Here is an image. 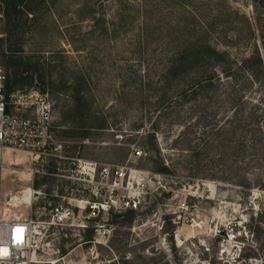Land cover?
Here are the masks:
<instances>
[{"label":"rangeland","instance_id":"1","mask_svg":"<svg viewBox=\"0 0 264 264\" xmlns=\"http://www.w3.org/2000/svg\"><path fill=\"white\" fill-rule=\"evenodd\" d=\"M16 1L0 0V66L15 54L28 84L7 105L46 94L67 159L0 148V218L33 200L44 219L53 195L77 187L61 176L78 157L143 172L131 178L152 195L40 237L49 256L264 264V0H21L8 14Z\"/></svg>","mask_w":264,"mask_h":264},{"label":"built area","instance_id":"2","mask_svg":"<svg viewBox=\"0 0 264 264\" xmlns=\"http://www.w3.org/2000/svg\"><path fill=\"white\" fill-rule=\"evenodd\" d=\"M2 13H0V20ZM5 74L0 66V148L22 150L35 158L58 157L67 159L65 146L52 130V105L46 94H33L34 99L25 104L23 110L19 101L13 111L7 110L4 91ZM22 107V106H21ZM29 108V110H25ZM134 156L144 151L136 149ZM73 167L70 173L61 176L77 187L70 194L53 195L47 210L35 220L31 212L33 200L25 204L29 213L0 218V264H66L65 255L51 257L39 244L40 237L50 241L68 230L85 231L90 220L98 216L139 211L146 197L152 192L142 181L133 182V174L143 172L116 165H99L96 162L70 158ZM143 180V179H141ZM54 201V202H53ZM100 225L95 227L100 229ZM91 240H80L76 248H83ZM49 244V241L47 242ZM58 254L59 249H52Z\"/></svg>","mask_w":264,"mask_h":264},{"label":"trees","instance_id":"3","mask_svg":"<svg viewBox=\"0 0 264 264\" xmlns=\"http://www.w3.org/2000/svg\"><path fill=\"white\" fill-rule=\"evenodd\" d=\"M18 6H21V0H17L14 2L12 5L11 2L6 3L7 7V13H18L20 12L18 10ZM17 9V11L15 10ZM10 49V48H9ZM257 61L261 63L260 59L258 58ZM20 64L18 63L17 57H15V54H12L11 56H6L4 60V74H5V80H4V91H5V96L7 94H10L14 91L15 88H23L26 84H28V78L24 79L22 82H19L17 80V77L20 75ZM30 81L32 80V77H29ZM211 82V79H210ZM6 98V97H5ZM7 106V110H8ZM127 212H133V211H127ZM91 230L89 231V233ZM90 240V239H87Z\"/></svg>","mask_w":264,"mask_h":264},{"label":"bare ground","instance_id":"4","mask_svg":"<svg viewBox=\"0 0 264 264\" xmlns=\"http://www.w3.org/2000/svg\"><path fill=\"white\" fill-rule=\"evenodd\" d=\"M31 195H33V192L31 193Z\"/></svg>","mask_w":264,"mask_h":264}]
</instances>
